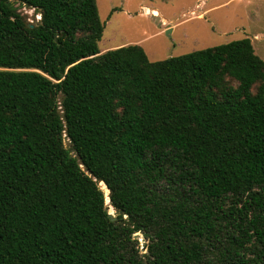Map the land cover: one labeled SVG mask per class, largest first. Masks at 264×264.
Instances as JSON below:
<instances>
[{
    "label": "trees",
    "instance_id": "trees-1",
    "mask_svg": "<svg viewBox=\"0 0 264 264\" xmlns=\"http://www.w3.org/2000/svg\"><path fill=\"white\" fill-rule=\"evenodd\" d=\"M103 30L96 0H0V264H264L250 39L150 61Z\"/></svg>",
    "mask_w": 264,
    "mask_h": 264
},
{
    "label": "rangeland",
    "instance_id": "rangeland-1",
    "mask_svg": "<svg viewBox=\"0 0 264 264\" xmlns=\"http://www.w3.org/2000/svg\"><path fill=\"white\" fill-rule=\"evenodd\" d=\"M96 3L104 24L99 51L107 42L139 45L150 61H160L248 38L255 53L264 60V0H96ZM15 6L27 23L35 25L40 20L34 9ZM64 145L69 146L67 141ZM106 207L115 216L113 208ZM138 241L144 253L145 241L140 235Z\"/></svg>",
    "mask_w": 264,
    "mask_h": 264
},
{
    "label": "crops",
    "instance_id": "crops-1",
    "mask_svg": "<svg viewBox=\"0 0 264 264\" xmlns=\"http://www.w3.org/2000/svg\"><path fill=\"white\" fill-rule=\"evenodd\" d=\"M158 13V12H157ZM160 14V13H158ZM161 15V14H160ZM163 16V15H161ZM164 17V16H163ZM163 21H165V18L162 19ZM257 36L255 35L254 38H256ZM122 46H126L124 44H111L110 42H107V44L105 45V47L100 51V53H104L106 51L112 50V49H116V48H120Z\"/></svg>",
    "mask_w": 264,
    "mask_h": 264
},
{
    "label": "water",
    "instance_id": "water-1",
    "mask_svg": "<svg viewBox=\"0 0 264 264\" xmlns=\"http://www.w3.org/2000/svg\"><path fill=\"white\" fill-rule=\"evenodd\" d=\"M169 32H170V30H167V31H166V35H167V36H169ZM109 215H110V214H109ZM110 216H112V215H110Z\"/></svg>",
    "mask_w": 264,
    "mask_h": 264
}]
</instances>
